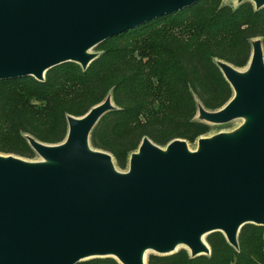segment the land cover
<instances>
[{
    "label": "water",
    "instance_id": "obj_1",
    "mask_svg": "<svg viewBox=\"0 0 264 264\" xmlns=\"http://www.w3.org/2000/svg\"><path fill=\"white\" fill-rule=\"evenodd\" d=\"M199 0H0V80L33 76L65 62L86 70L101 42ZM250 1L255 9L264 0ZM233 88L223 107L200 102L197 119L242 123L198 138L196 149L176 138L166 146L144 137L120 170L91 133L117 108L112 94L85 115H68L63 142L27 134L41 157L0 153V264H77L114 257L148 264L147 252L180 246L210 255L208 234L221 231L239 248L247 223L264 225V44L252 39L248 65L217 59Z\"/></svg>",
    "mask_w": 264,
    "mask_h": 264
},
{
    "label": "trees",
    "instance_id": "obj_2",
    "mask_svg": "<svg viewBox=\"0 0 264 264\" xmlns=\"http://www.w3.org/2000/svg\"><path fill=\"white\" fill-rule=\"evenodd\" d=\"M257 37L264 44V7L199 0L101 42L100 55L86 70L69 61L50 68L43 81L33 76L0 80V138L5 140L0 151L33 158L27 134L49 144L63 142L68 115H85L110 93L117 108L98 121L91 143L111 152L120 168L127 169L146 136L160 146L176 138L193 142L210 129L197 119L199 102L217 110L234 94L216 60L245 68ZM5 116L8 133L3 132ZM238 240L236 249L215 231L207 236L210 255L192 257L181 248L152 253L148 264H264V225L245 224ZM77 264L121 263L108 256Z\"/></svg>",
    "mask_w": 264,
    "mask_h": 264
},
{
    "label": "rangeland",
    "instance_id": "obj_3",
    "mask_svg": "<svg viewBox=\"0 0 264 264\" xmlns=\"http://www.w3.org/2000/svg\"><path fill=\"white\" fill-rule=\"evenodd\" d=\"M222 4L223 5H230L233 8H235L239 5L237 0H222ZM93 51H97V49L93 48ZM135 56L137 58H140V55L138 54L137 51L135 52ZM144 60H146V59H144ZM157 106H158V104L155 105V107H157ZM242 122H243L242 119H236V120H233V121H231L229 123H225V124H209L210 125L209 132L205 135H202V136H211V135H214V134L222 132V131H231V130L237 128ZM8 126H9V119H8V116H5V118L3 120V132L8 133ZM4 142H5V140H2V137H1L0 138V145H4ZM188 143H189V147L191 149H196L197 145H198V139H196L193 142L188 141ZM0 153L1 154H14V153H5V152H1V151H0ZM23 158L28 159V160H40L41 159V157L37 153L33 158H28V157H23ZM116 166L120 170H125V169L120 168L117 165V162H116ZM127 168H128V166H127ZM181 248H183V247L180 246L178 249H181ZM152 253H154L152 250L148 251L147 252V258Z\"/></svg>",
    "mask_w": 264,
    "mask_h": 264
}]
</instances>
